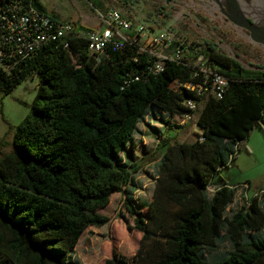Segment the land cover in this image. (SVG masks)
<instances>
[{
    "label": "trees",
    "instance_id": "obj_1",
    "mask_svg": "<svg viewBox=\"0 0 264 264\" xmlns=\"http://www.w3.org/2000/svg\"><path fill=\"white\" fill-rule=\"evenodd\" d=\"M25 1L49 14L41 0ZM203 45L200 54L230 86L222 99L204 101L197 141L161 134L153 201L143 211L127 204L140 248L133 258L115 251L104 264H264V201L254 197L229 216L237 186L215 180L264 127V69L246 68L212 41ZM157 60L135 44L92 57L78 39L70 50L43 47L13 75L0 69V100L30 78L40 81L33 115L15 135L16 153L0 161V264H71L84 233L110 222L100 212L113 195H132L124 188L136 168L121 156L140 119L182 115L184 100L196 95L185 86L205 81L173 62L152 74ZM223 240L232 251L210 262L207 250Z\"/></svg>",
    "mask_w": 264,
    "mask_h": 264
},
{
    "label": "rangeland",
    "instance_id": "obj_2",
    "mask_svg": "<svg viewBox=\"0 0 264 264\" xmlns=\"http://www.w3.org/2000/svg\"><path fill=\"white\" fill-rule=\"evenodd\" d=\"M49 15L61 22H71L87 29H96L101 23L98 12L111 9L120 11L135 24H143L153 32L168 29L175 39L190 47L204 51V41L217 44L220 52L235 56L246 68L264 69V47L252 41L248 31L236 27L225 16L213 0H41ZM100 61V59H98ZM39 79L30 78L19 85L12 94L0 100V161L16 153L14 139L18 127L31 115L39 90ZM178 88V86H176ZM204 104H201L193 121L185 125L168 120L158 113L149 119H140L128 147L121 159L128 161L132 182L127 191L132 195L116 193L110 205L100 213L110 217V222L101 228L91 227L74 248L71 264H104L113 252L133 258L141 244L142 233L134 230L135 217L128 209L134 205L139 211L149 207L153 201L158 180L157 164L160 154L157 147L161 134L169 133L174 143L198 140L194 131H201L197 122ZM249 150H242L230 168L224 169L215 180L218 185L227 181L236 189L235 202L228 209L235 211L248 206L255 193L264 191V127L257 126L247 142ZM167 149L162 148L165 152ZM211 188H218L216 185ZM131 197V199H129ZM263 200L264 199H260ZM232 248L228 241L218 243L214 250H207L210 262L225 258Z\"/></svg>",
    "mask_w": 264,
    "mask_h": 264
},
{
    "label": "built area",
    "instance_id": "obj_3",
    "mask_svg": "<svg viewBox=\"0 0 264 264\" xmlns=\"http://www.w3.org/2000/svg\"><path fill=\"white\" fill-rule=\"evenodd\" d=\"M101 23L96 29L83 28L76 23L61 22L25 0H1L0 3V69L13 75L20 65L33 57L47 45L70 50L72 40L83 39L92 57L101 58L109 52L123 50L135 44L141 52L150 53L158 60L150 66V73L161 74L171 62L193 68L203 73V84H188L186 89L195 91L194 97L184 100L186 111L182 115L162 112L168 120L185 125L196 116L201 104L210 97L222 99L230 86V80L213 70L200 51H192L182 45L168 29L153 32L143 24H135L120 11L111 9L107 13L98 12ZM137 78L136 80H139ZM175 83L172 88L176 91ZM150 116H147L149 119ZM201 142L205 137L200 136ZM234 189V188H233ZM210 193H215L211 187ZM255 197L264 199V191Z\"/></svg>",
    "mask_w": 264,
    "mask_h": 264
},
{
    "label": "water",
    "instance_id": "obj_4",
    "mask_svg": "<svg viewBox=\"0 0 264 264\" xmlns=\"http://www.w3.org/2000/svg\"><path fill=\"white\" fill-rule=\"evenodd\" d=\"M213 2L233 25L248 31L252 41L264 47V7L261 5L264 0H213ZM232 57L238 60L235 56Z\"/></svg>",
    "mask_w": 264,
    "mask_h": 264
},
{
    "label": "bare ground",
    "instance_id": "obj_5",
    "mask_svg": "<svg viewBox=\"0 0 264 264\" xmlns=\"http://www.w3.org/2000/svg\"><path fill=\"white\" fill-rule=\"evenodd\" d=\"M261 5L264 7V2H262ZM263 7H261V8H263Z\"/></svg>",
    "mask_w": 264,
    "mask_h": 264
},
{
    "label": "crops",
    "instance_id": "obj_6",
    "mask_svg": "<svg viewBox=\"0 0 264 264\" xmlns=\"http://www.w3.org/2000/svg\"><path fill=\"white\" fill-rule=\"evenodd\" d=\"M258 193H255L254 197L257 195Z\"/></svg>",
    "mask_w": 264,
    "mask_h": 264
}]
</instances>
